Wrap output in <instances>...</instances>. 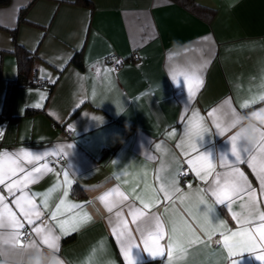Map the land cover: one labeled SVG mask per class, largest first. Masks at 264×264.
<instances>
[{"label":"crops","instance_id":"1","mask_svg":"<svg viewBox=\"0 0 264 264\" xmlns=\"http://www.w3.org/2000/svg\"><path fill=\"white\" fill-rule=\"evenodd\" d=\"M196 1L216 9L212 19L177 0L0 3V110L18 48L46 79L16 86L0 120V156L18 165L0 184V218L7 225V209L22 225L0 228V237L18 233L14 246L0 239V264H29L36 251L62 264H264V0ZM110 54L142 61L115 68ZM193 73L199 87L186 82ZM242 127L255 146L245 152L236 140L237 160L231 138ZM22 149L28 158H18ZM202 156L197 175L188 161ZM233 177L236 191L225 188ZM75 183L82 191L73 194ZM214 190L228 197L218 203ZM133 210L144 217L133 222ZM152 217L160 239L146 249L136 229ZM120 220L128 236H118Z\"/></svg>","mask_w":264,"mask_h":264},{"label":"snow or ice","instance_id":"2","mask_svg":"<svg viewBox=\"0 0 264 264\" xmlns=\"http://www.w3.org/2000/svg\"><path fill=\"white\" fill-rule=\"evenodd\" d=\"M176 76H173V80L175 81ZM188 81H194L196 87H199L202 84V80H199L198 78L195 77V74L193 73L192 76L190 77H186V82ZM190 93L194 94V91L192 90V88L190 87ZM39 106V105H37ZM194 119H199L198 116H195ZM195 127V125H193ZM217 127H219V125H217ZM206 131V129H205ZM233 144H232V154L234 156L237 157V160L240 159L239 155L237 154V146H236V135H234L232 138ZM193 149H194V145H193ZM261 152H264V145H261L260 148ZM29 154L27 152H25L23 149L20 151V153L18 154V158H28ZM207 157L206 156H202V157H197L194 160H189L188 163L190 165L193 166V170L197 172V175H200V171L198 170V168L196 167L197 165V161L200 160H206ZM254 159V158H253ZM221 160H223V156H221ZM212 165L209 163L208 164V169H211ZM18 169V165H17V161L12 159L11 157L7 156V155H3L0 156V184H2L4 182L5 176L7 174H12L14 175L15 172ZM22 171V169H20ZM34 171H39V169H34ZM48 171H51V169H48ZM238 170L234 169L233 172H237ZM230 177H232V173L228 174ZM240 177L242 178V174H239ZM31 178V173L26 174V176L24 177V182L27 183L30 181ZM262 183V187H264V180L261 181ZM231 187L232 191H236L237 189L240 188V180L236 179L235 177H233V179L229 182L226 183L225 188L227 189L228 187ZM13 187V185H9V190H11V188ZM117 195L123 196L122 193L116 192ZM214 194L217 195V202L218 203H222L223 199H221V197L223 198H227L228 197V191L227 190H221L220 192H216L214 190ZM108 195H111V193L106 194V196L101 197L102 200H105L107 198ZM21 200H27L26 196H22ZM21 200L17 201V204L20 205L21 204ZM3 200L2 198H0V203H2ZM202 202V201H201ZM27 203L31 204V200H27ZM61 204H63V201L61 202ZM68 207L73 208V207H80V205H69ZM109 211H111V208L109 207ZM5 212L7 213V226L13 227V228H20L22 227V225H20L16 219L14 214H12L11 212H8L7 209H5ZM22 214L25 215L26 217H29V212L24 211L22 208ZM133 216V222H136L137 220H140L141 218L144 217V213L142 212H137L135 210H133L130 213ZM36 215H39V213H36ZM117 216H120V213H117ZM85 219H89V217H87V215L85 214L84 216ZM259 218L261 220H264V213H260L259 214ZM153 222H154V226L155 228H153ZM29 223H32L31 219L29 218ZM0 225H5L4 219L0 218ZM124 225V221L120 220L118 226H121V230L118 232V236L120 237H125L128 236V231L126 227H122ZM137 231H139L141 233V235L144 237V244H145V248L148 249V244L149 241H151L154 245L158 246V241L160 239V223H159V218L158 217H152L151 221L147 222V223H141L137 225ZM37 231L39 232L40 229H37ZM259 231V235H260V239L261 241H264V228H262ZM9 235L14 236L15 238V243L17 241V237H18V233L17 232H10ZM238 234L237 233H232V237H236ZM2 238V237H0ZM49 237H46L44 239V243H49ZM51 239H55L54 237H52ZM173 240L174 238L172 236L169 237V254L171 255V251H172V246H173ZM228 240L229 237H225V245H228ZM253 240V237H249L248 241H244V240H233L232 241V247H237L240 246L241 244L244 243H249ZM122 246L123 249L125 251V256L126 258H128V249H130L131 247H133L132 243H131V238L130 236L128 237L127 240H123L122 239ZM3 243H7V241L3 240ZM51 246V245H50ZM156 253L153 252V255H155ZM257 259H262V257H257ZM129 264H132L131 259L129 258Z\"/></svg>","mask_w":264,"mask_h":264},{"label":"trees","instance_id":"3","mask_svg":"<svg viewBox=\"0 0 264 264\" xmlns=\"http://www.w3.org/2000/svg\"><path fill=\"white\" fill-rule=\"evenodd\" d=\"M7 1L8 0H0V3H5ZM177 1L182 3L183 5L191 9L193 12H195L196 14L207 20L212 19V17L216 12L215 8L201 4L196 0H177ZM17 57H18V77L16 80L12 81L7 86L6 93L4 96V103L0 110V120L5 117L11 116L10 110H11L13 91L19 82H24L26 80L28 72L30 70V64L32 59L31 53L25 49L18 48ZM72 62L80 66L82 65L79 53H76L74 55V57L72 58ZM27 111L32 112L34 111V109H28ZM79 191H82V188L78 183H75L72 186V193L76 194Z\"/></svg>","mask_w":264,"mask_h":264},{"label":"clouds","instance_id":"4","mask_svg":"<svg viewBox=\"0 0 264 264\" xmlns=\"http://www.w3.org/2000/svg\"><path fill=\"white\" fill-rule=\"evenodd\" d=\"M175 85V84H174ZM253 129L248 127H242L239 129V131L236 133V140H241L244 142L243 150L245 152L248 151L249 146L254 147V140H253ZM232 151V149H230ZM141 156H143V153H141ZM150 159V157H149ZM7 227V225H0V228ZM4 241H7L8 245H15V238L14 236L9 235V233L5 234L2 238H0ZM38 260L39 264H62L61 261L58 260V257H55L54 255L50 254H43L39 251H36L33 256L30 258L29 264H31L32 261Z\"/></svg>","mask_w":264,"mask_h":264},{"label":"built area","instance_id":"5","mask_svg":"<svg viewBox=\"0 0 264 264\" xmlns=\"http://www.w3.org/2000/svg\"><path fill=\"white\" fill-rule=\"evenodd\" d=\"M107 59L109 62H111L115 68H118L121 63H123L125 60H130L134 64H140L142 61V58L138 54L131 55L129 57H121L117 55L110 54L107 56ZM46 84V79L44 77H41L38 75V72L35 67H30V70L28 72L27 78L24 82H19L17 86L19 85H37V86H43ZM58 161H63V156H58ZM187 173V167L183 166L179 172L180 176L184 177ZM29 235V232L24 230L23 236L27 238Z\"/></svg>","mask_w":264,"mask_h":264}]
</instances>
